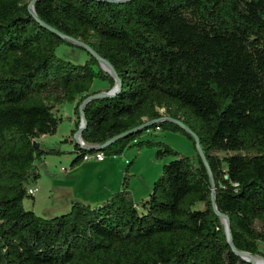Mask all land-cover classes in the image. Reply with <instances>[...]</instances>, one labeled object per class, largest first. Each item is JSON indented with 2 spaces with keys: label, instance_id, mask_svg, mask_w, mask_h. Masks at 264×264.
Here are the masks:
<instances>
[{
  "label": "trees",
  "instance_id": "16d2710c",
  "mask_svg": "<svg viewBox=\"0 0 264 264\" xmlns=\"http://www.w3.org/2000/svg\"><path fill=\"white\" fill-rule=\"evenodd\" d=\"M31 1L0 0V264H250L235 250L264 259V0ZM43 24L88 45L121 81L114 95L84 105L85 147L74 140L70 167L131 144L174 156L140 202L124 175L95 205L72 199L50 217L23 207L37 164L68 152L62 143L73 142L82 101L114 85L97 58ZM62 45L88 58L60 56ZM96 79L107 88L91 90ZM64 102L74 103L71 134L41 145ZM168 118L198 137L232 245L194 139ZM160 129L187 136L195 157L140 139Z\"/></svg>",
  "mask_w": 264,
  "mask_h": 264
},
{
  "label": "rangeland",
  "instance_id": "374dc122",
  "mask_svg": "<svg viewBox=\"0 0 264 264\" xmlns=\"http://www.w3.org/2000/svg\"><path fill=\"white\" fill-rule=\"evenodd\" d=\"M57 53L60 56L66 57L76 62H84L88 58L85 52L65 45L60 46L57 49ZM101 67L103 69H106L105 65H101ZM106 88V82L96 79L93 81L91 90H105ZM55 113L57 114V116H60L62 118L55 132L56 135H68L73 124L72 120L70 119L73 116L72 104L70 102L62 103L55 110ZM52 136L53 135H47L45 139L42 140L41 145H54V141L58 139V136ZM140 139L160 140L176 150L181 156L195 157V149L192 141L182 133L163 129L149 130V133H142ZM74 143V140L73 142H63L62 148L68 151L66 154H63L61 156L47 155L44 157L46 165H44L42 162L37 164L40 172V178L36 183H32L29 186L30 189L34 191V195L33 198L27 197L23 200V207L25 209H32L37 215L50 217L52 215L64 213L69 209L66 207V205H69V203L67 202L65 203L66 205H64V203L62 202L63 198L66 196L68 197V199H82V202L89 204L86 198H80L79 195L83 194L85 197H87V191L92 188L94 183L97 181L99 184H101L104 180L103 178L97 179L99 176H96V167L98 166L95 167V165L92 164V161H82L80 164L74 167H70L71 159L74 156V153L71 152L73 150ZM155 149L156 148L154 147H143L139 149V153L128 160L132 161V163L127 170L125 169V167L128 161L122 166V168H119L118 166L117 169L118 178L120 180L119 183H121L123 176L126 175V179L129 181L130 185V192L132 191L133 195L139 202L145 199L144 197H146L147 195H143L144 188L145 186H147V181L150 180V183L148 185V190L150 192L153 182L161 174L162 166L167 161L174 158V156L170 155H165L163 157L157 158L154 155ZM128 150H133L134 152H136L138 150V147L134 144H131L130 147H127L124 150V153ZM149 151L152 153L151 155H149ZM121 155H123V153ZM108 158L109 157H107L102 163L104 165L106 164L105 166L107 169L110 168L109 165H111V162H108ZM47 167L49 168V170H47ZM83 167H85V170L83 169ZM71 170L73 171L72 174H70L69 177H67V175L65 176V172H69ZM111 173L112 172L107 171V176H105V179H107L108 177L110 178L112 176ZM71 179H73L75 183L77 181H80V186H76V184L72 185ZM81 188H83L82 191H80ZM254 258H256L257 260L259 259V261L262 260L260 262H263L261 264H264V260L262 258Z\"/></svg>",
  "mask_w": 264,
  "mask_h": 264
},
{
  "label": "water",
  "instance_id": "95a60500",
  "mask_svg": "<svg viewBox=\"0 0 264 264\" xmlns=\"http://www.w3.org/2000/svg\"><path fill=\"white\" fill-rule=\"evenodd\" d=\"M109 1H126V0H109ZM33 1H31L30 3V7L33 5ZM34 14V12H32ZM35 15V14H34ZM46 28H48L49 30L59 34L61 36V38L69 41L70 43L72 44H75L77 46H80L82 48H84L87 52L91 53L95 58H97V60L99 61L100 65H105L106 66V71L109 72V74L113 77L114 79V85L113 87L108 90L107 92L105 91H100V92H96L94 94H91L89 95L87 98H85L82 103L80 104L79 106V109H78V112H79V118H80V124H79V127L77 128V130L75 131V133L73 134V140H75V142L79 145H81L82 147H85V145L83 144V141H82V138H81V133H82V130L83 128L85 127L86 125V118H85V113H84V105L91 99H94V98H99V97H104V96H112L114 95L116 92L119 91V89L121 88V81L118 77V75L116 74L113 66L108 62L106 61L105 59H103L102 57L98 56L88 45L82 43V42H79L77 40H74V39H70V38H67L66 36L58 33L57 30L51 28L50 26H47L45 24H43ZM168 121L170 122H173L179 126H181L188 134H190V136L194 139V143H195V148H196V151L198 153V155L200 156V158L202 159L203 163L205 164L206 168H207V171H208V174H209V177H210V181H211V186H212V189H211V201H212V207L214 209V211L219 214L224 222V227H225V231H226V235H227V241L229 242L230 245H232V242H231V234H230V230H229V222L227 220V217L226 215H223V214H220L218 211H217V208H216V205H215V199H214V189H215V186H214V183H213V177H212V173H211V170L207 164V161H206V157L203 153V150L200 146V142H199V139L198 137L192 132V130L187 127L186 125H184L181 121L179 120H176V119H173V118H168L167 119ZM151 122H147L143 125H140L136 128H133L131 130H128L126 132H123L117 136H114L113 138H111L110 140H108L104 145L100 146L99 148L101 149L102 147H104L106 144L108 143H111L119 138H123L137 130H140L142 129L143 127H146L147 125H149ZM87 149L89 150H92V148H98V147H86ZM236 253L241 256L243 259H245L246 261L250 262V264H256L255 261L253 260V255H251L250 253L248 252H244V251H238V250H235ZM264 260V259H263Z\"/></svg>",
  "mask_w": 264,
  "mask_h": 264
},
{
  "label": "crops",
  "instance_id": "0c3cea01",
  "mask_svg": "<svg viewBox=\"0 0 264 264\" xmlns=\"http://www.w3.org/2000/svg\"><path fill=\"white\" fill-rule=\"evenodd\" d=\"M72 104V107H74V103H71ZM71 120H72V127L70 128V133L67 135V134H65V135H56V133L55 134H53V136L52 137H57L58 136V139H56V141H54L55 143L54 144H56V143H58V142H60L61 140H63V139H65V138H68V136L71 134V130L74 128V119H75V115H74V113H73V116L70 118ZM47 135H42L41 137H39V138H37L36 139V141H38L40 144L42 143V140L43 139H45V137H46ZM58 140V141H57ZM142 152V151H141ZM139 153V150H137L136 152H134L133 150H128L127 152H123V155H118V156H113V157H109L108 158V162H111V165H109L110 166V168H106V164L104 165V164H102L103 163V161L107 158V157H105L102 161H95L94 162V160H90V161H92L93 163V165H95V167L96 166H98V167H96L97 168V175L96 176H99L97 179H102L103 178V180L104 181H102V183L101 184H99L97 181L94 183V185L92 186V190L90 189V190H88L87 191V197H85L83 194L82 195H79L80 196V198H86V200H88V203L90 204V205H95L96 203H98V202H100V201H103V200H105V199H107L110 195H111V193L112 192H114V191H116V190H118V189H120V187H121V183H119L120 182V180H119V178H118V174H117V169H118V166H119V168H122V166L124 165V164H126V162L128 161V160H130V158L131 157H134V156H136L137 154ZM149 153V155H151L152 153L149 151L148 152ZM43 164L44 165H46V161H45V159L43 158ZM117 160V161H116ZM116 161V162H115ZM85 162H87V161H85ZM129 162V161H128ZM63 169V168H62ZM65 169V168H64ZM75 169V168H74ZM83 169L85 170V167H83ZM47 170H49V168L47 167ZM110 171V172H112L111 173V177L109 178H107V179H105V176H107V171ZM72 170L71 171H69V172H65L66 174H65V176L67 175V177H69V175L70 174H72ZM52 174V173H51ZM54 179V178H53ZM106 180V181H105ZM122 182V181H121ZM79 183H80V181H77L76 183H75V181L73 180V179H71V184L73 185V184H76V186H80L79 185ZM149 183H150V180L149 181H147V186H145V188H144V193H143V195H148L149 193H147V192H149V190H148V185H149ZM115 184H117V185H115ZM101 185V186H100ZM116 186V187H115ZM87 187H89V186H87ZM103 187H104V189H103ZM129 188H130V185H129ZM83 190V188H81L80 189V191H82ZM131 194H132V197H133V199H134V201L135 202H139L137 199H136V197L133 195V193H132V191H131ZM34 195V194H33ZM147 195H146V197H147ZM146 197H144V198H146ZM34 198H35V196H34ZM142 198V197H141ZM70 199V198H69ZM68 199V197L66 196V197H64L63 198V203H64V205H66L65 203H69V205H66V207L67 208H69L70 207V202H71V200L73 199V198H71L70 200ZM79 199V198H78ZM69 200V201H68ZM141 200V199H140ZM80 201H82V199H80Z\"/></svg>",
  "mask_w": 264,
  "mask_h": 264
},
{
  "label": "built area",
  "instance_id": "2783aa9c",
  "mask_svg": "<svg viewBox=\"0 0 264 264\" xmlns=\"http://www.w3.org/2000/svg\"><path fill=\"white\" fill-rule=\"evenodd\" d=\"M104 158H105V155L103 154V152L95 151L92 153L85 154L82 160L83 161H90V160L102 161ZM29 193L33 195L34 191H32V189H29Z\"/></svg>",
  "mask_w": 264,
  "mask_h": 264
},
{
  "label": "bare ground",
  "instance_id": "6f19581e",
  "mask_svg": "<svg viewBox=\"0 0 264 264\" xmlns=\"http://www.w3.org/2000/svg\"><path fill=\"white\" fill-rule=\"evenodd\" d=\"M253 260L255 261L256 264H258V263H260V264L263 263V262H260V261H262V260L259 261V259L257 260V259L254 258V257H253Z\"/></svg>",
  "mask_w": 264,
  "mask_h": 264
}]
</instances>
